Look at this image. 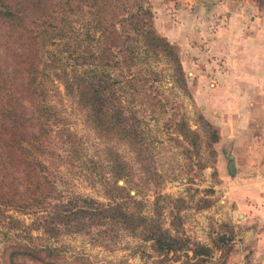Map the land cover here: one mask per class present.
<instances>
[{"label": "rangeland", "instance_id": "374dc122", "mask_svg": "<svg viewBox=\"0 0 264 264\" xmlns=\"http://www.w3.org/2000/svg\"><path fill=\"white\" fill-rule=\"evenodd\" d=\"M146 1L156 30L178 47L183 76L167 55L150 51L140 42L135 43L131 57L119 56L118 65L107 68L117 78L118 102L135 131L126 138L120 131L98 128L66 92L55 67H45L48 92L42 101L55 116L44 130L49 146L40 157L54 189L41 200L123 202L135 215H158L172 233L176 231L171 219L178 214L179 234L209 244L214 249L212 264H225L234 241L223 242L220 237L224 233L234 239L237 230L228 214L232 202L225 193L236 179L241 181V169L248 163L242 143L264 135V107L253 104L264 106V83L257 84L261 91L240 70L234 78L230 76L240 54L233 51L231 61L227 39L231 22L241 20L244 35L258 29L264 33V5L256 0ZM254 17L259 21L257 28ZM80 29L82 34L86 28ZM238 35L243 34L238 31ZM100 42L94 33L93 48L99 49ZM54 48L55 44L46 45L42 59L49 61L48 50ZM55 51L70 67L66 55ZM1 58L8 69L18 67L10 52L1 50ZM24 102L34 123L30 127L38 130L34 108L30 101ZM206 122L218 133L217 140L210 139ZM187 128L198 138L184 136ZM250 142L261 145L260 140ZM248 159L251 163L256 156ZM231 162L238 173L230 171ZM45 205L31 209L0 203V264H5L1 254L5 247L21 242L59 246L65 264H154L160 257L140 226L131 229L120 222L95 220L79 230L62 229L50 235L40 224ZM24 264L35 263L28 259Z\"/></svg>", "mask_w": 264, "mask_h": 264}, {"label": "trees", "instance_id": "16d2710c", "mask_svg": "<svg viewBox=\"0 0 264 264\" xmlns=\"http://www.w3.org/2000/svg\"><path fill=\"white\" fill-rule=\"evenodd\" d=\"M256 2L264 5V0ZM146 3V0H0V203L31 209L45 203L43 209L47 212L40 224L50 235H57L62 229L79 230L95 220H109L131 229L140 226L145 239L151 240L160 256L154 264H212L214 249L209 244L179 234L178 214L171 219L176 231L172 233L158 215H135L125 209L123 202L104 205L86 198L81 203L41 200L54 189L40 157L49 146L44 130H48L49 118L55 116L42 101L48 92L45 67H55V76L66 92L87 111L98 128L120 131L126 138L135 131L118 102L117 78L107 68L118 65L119 56L124 60L131 57L135 43L140 42L150 51L167 55L178 75L183 76L177 45L156 30ZM80 27L86 28L82 34ZM94 33L101 39L99 49L90 43ZM49 44H55V48L48 50L49 61H45L41 52ZM55 49L66 55L70 67ZM1 50L10 52L18 67L4 66ZM25 100L34 108L38 130L30 127L34 123L26 114ZM205 124L210 139L217 140L216 130L210 123ZM63 130L72 134L68 128ZM187 130L184 136L194 134L198 138L197 133ZM222 234L223 242L233 240V236ZM62 250L59 246L21 242L9 244L1 254L5 264H24L28 259L35 264H65ZM181 256L184 259L180 260Z\"/></svg>", "mask_w": 264, "mask_h": 264}, {"label": "crops", "instance_id": "0c3cea01", "mask_svg": "<svg viewBox=\"0 0 264 264\" xmlns=\"http://www.w3.org/2000/svg\"><path fill=\"white\" fill-rule=\"evenodd\" d=\"M255 18L252 23L255 21L254 27L257 28L259 21ZM244 24L242 20L236 24L231 22L229 28L230 38L227 40L230 44L231 56L233 51H238L240 54L238 56L240 63L234 66L235 72L232 71L234 67L231 68L230 76L234 78L235 73L240 70L241 74L247 75L249 84H256V89L263 91L260 89L261 85L257 86V84L264 83L262 52L264 51V33L258 29L255 33L248 31L244 35ZM238 31L243 35L239 36ZM230 59L232 61L233 56ZM234 81L235 79L231 80L230 84ZM253 104L260 108L264 107L256 102ZM249 140L256 143L260 140L261 145L260 147L252 146L250 141L246 145L242 143L243 155L247 157L248 163L241 169L244 173L241 181L238 182L236 179V185L233 183L225 193L229 197L228 200L232 202L228 214L237 227L233 239V250L225 264H264V135L257 134L249 137ZM254 155L257 160L249 163L248 157ZM229 169L232 173H238L232 162Z\"/></svg>", "mask_w": 264, "mask_h": 264}]
</instances>
